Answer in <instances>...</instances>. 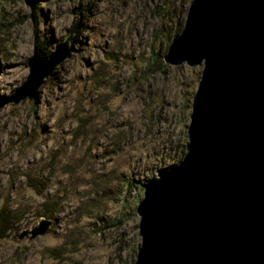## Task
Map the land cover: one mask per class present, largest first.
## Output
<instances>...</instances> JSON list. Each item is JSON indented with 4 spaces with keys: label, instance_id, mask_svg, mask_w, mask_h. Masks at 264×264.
<instances>
[{
    "label": "rangeland",
    "instance_id": "rangeland-1",
    "mask_svg": "<svg viewBox=\"0 0 264 264\" xmlns=\"http://www.w3.org/2000/svg\"><path fill=\"white\" fill-rule=\"evenodd\" d=\"M191 2L43 0L35 21L27 0H0V99L37 38L72 48L35 97L0 108V208L15 216L0 264H135L145 189L186 153L203 66L164 57ZM41 218L44 235L19 238Z\"/></svg>",
    "mask_w": 264,
    "mask_h": 264
},
{
    "label": "water",
    "instance_id": "water-1",
    "mask_svg": "<svg viewBox=\"0 0 264 264\" xmlns=\"http://www.w3.org/2000/svg\"><path fill=\"white\" fill-rule=\"evenodd\" d=\"M72 52L34 54L0 108L33 98ZM202 74L183 159L146 187L135 264H264V0H192L164 57ZM41 218L19 238L44 235Z\"/></svg>",
    "mask_w": 264,
    "mask_h": 264
},
{
    "label": "trees",
    "instance_id": "trees-1",
    "mask_svg": "<svg viewBox=\"0 0 264 264\" xmlns=\"http://www.w3.org/2000/svg\"><path fill=\"white\" fill-rule=\"evenodd\" d=\"M31 6L32 9V17L36 21L38 16L36 14L37 10L40 7V3L43 0H27ZM181 31V30H179ZM51 43L48 40H39V38L36 39V48H35V54H38L42 57H47L51 53ZM28 183L29 185L38 188V179H34V177H29L28 178ZM41 183V182H40ZM56 204V203H55ZM57 205V204H56ZM55 206H50V205H45L44 206V213L53 216L55 210L57 207ZM14 214L11 212L9 206L4 204L0 208V238H4L6 236V233L13 228L14 224Z\"/></svg>",
    "mask_w": 264,
    "mask_h": 264
}]
</instances>
